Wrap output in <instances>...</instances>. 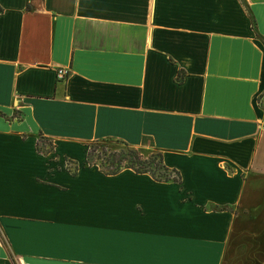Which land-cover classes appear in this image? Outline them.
Masks as SVG:
<instances>
[{
    "label": "crops",
    "instance_id": "1",
    "mask_svg": "<svg viewBox=\"0 0 264 264\" xmlns=\"http://www.w3.org/2000/svg\"><path fill=\"white\" fill-rule=\"evenodd\" d=\"M0 8V264H264L243 245L264 190V0ZM103 140L161 153L182 184L89 168Z\"/></svg>",
    "mask_w": 264,
    "mask_h": 264
},
{
    "label": "trees",
    "instance_id": "2",
    "mask_svg": "<svg viewBox=\"0 0 264 264\" xmlns=\"http://www.w3.org/2000/svg\"><path fill=\"white\" fill-rule=\"evenodd\" d=\"M37 150L40 154L49 155L55 152V146L41 134L37 142ZM86 164L89 168L98 167L107 176H115L124 170H131L138 175H150L160 183L182 184L180 173L164 164L161 153H146L119 140L95 141L89 145ZM69 169L73 176L78 174L79 168L76 163L69 162Z\"/></svg>",
    "mask_w": 264,
    "mask_h": 264
},
{
    "label": "rangeland",
    "instance_id": "3",
    "mask_svg": "<svg viewBox=\"0 0 264 264\" xmlns=\"http://www.w3.org/2000/svg\"><path fill=\"white\" fill-rule=\"evenodd\" d=\"M261 194L262 197L249 202V213L251 214H248L246 219L249 223L248 229H251V231L247 234L249 239H245L246 241L243 243V245L249 244L251 250H255L257 260H264V241H262L264 239V190L261 191ZM256 234L260 235L261 238L254 241L252 236L254 237Z\"/></svg>",
    "mask_w": 264,
    "mask_h": 264
},
{
    "label": "built area",
    "instance_id": "4",
    "mask_svg": "<svg viewBox=\"0 0 264 264\" xmlns=\"http://www.w3.org/2000/svg\"><path fill=\"white\" fill-rule=\"evenodd\" d=\"M68 76H69V71L64 70V69H59V70H58V77H59L60 79H64V78H66V77H68Z\"/></svg>",
    "mask_w": 264,
    "mask_h": 264
}]
</instances>
